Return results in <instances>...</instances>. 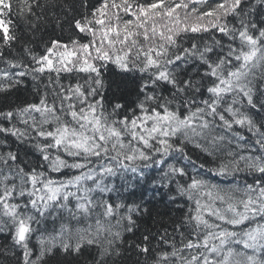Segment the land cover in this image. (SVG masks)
<instances>
[{"label":"snow or ice","instance_id":"snow-or-ice-1","mask_svg":"<svg viewBox=\"0 0 264 264\" xmlns=\"http://www.w3.org/2000/svg\"><path fill=\"white\" fill-rule=\"evenodd\" d=\"M21 91L2 264H264V0H0Z\"/></svg>","mask_w":264,"mask_h":264},{"label":"trees","instance_id":"trees-1","mask_svg":"<svg viewBox=\"0 0 264 264\" xmlns=\"http://www.w3.org/2000/svg\"><path fill=\"white\" fill-rule=\"evenodd\" d=\"M16 6L17 5L14 2L13 3V7L15 8ZM13 19L16 20L17 17L15 15H13ZM18 31H20V32H24L25 31V25L22 22L19 24ZM40 32L43 33L45 39H47L50 34L51 35H59V31L55 30V24L54 23L48 24L46 26L42 25L41 29H40ZM25 35H27L26 32H25ZM16 51L19 53L20 49L17 48ZM131 87L132 86L129 85V88H131ZM25 96H26V93H24L23 91H21L20 93H16V94H14L12 96H8V97H5L3 94H0V107H4L6 105L13 104V103H19L21 99L25 98ZM129 98H131V97H129ZM21 155L23 156V152L21 153ZM158 210L163 212L164 211L163 206H158ZM167 220H168V217L164 216L162 218L161 222L167 223ZM147 226L148 227H152V221L151 220L148 221V225ZM50 227H51V225H49V228ZM156 227H159V225L157 224ZM140 231L141 232L144 231V226H141ZM131 239H132L133 242L135 241V237H132ZM6 243L7 242L3 238H0V246H4ZM33 244H35V239L33 240ZM5 259H6L5 257L0 256V264H2V262ZM53 264H56V262H53ZM81 264H83V261L81 262Z\"/></svg>","mask_w":264,"mask_h":264}]
</instances>
